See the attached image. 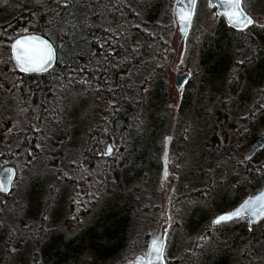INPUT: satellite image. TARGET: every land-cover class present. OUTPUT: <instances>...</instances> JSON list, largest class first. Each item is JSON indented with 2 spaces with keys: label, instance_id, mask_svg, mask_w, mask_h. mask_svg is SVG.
I'll list each match as a JSON object with an SVG mask.
<instances>
[{
  "label": "rangeland",
  "instance_id": "374dc122",
  "mask_svg": "<svg viewBox=\"0 0 264 264\" xmlns=\"http://www.w3.org/2000/svg\"><path fill=\"white\" fill-rule=\"evenodd\" d=\"M124 1L128 6L134 5V0ZM149 1L155 0L147 3ZM175 1L162 0L174 22L170 26L172 32L163 33L173 50L163 76L167 95L166 124H162L164 132L155 143V155L148 172L132 188L127 184L135 181L126 174L134 170L131 156L126 151L116 150V136L109 137L107 133L110 119L107 95L92 90L83 77L62 83L56 75L61 72L59 68L50 78V95L54 93V99L46 114L49 119L38 115L34 120L28 99L22 96L23 89L18 88L22 71L12 59L11 43L0 42V171L6 165L17 169L11 193H0V227L16 233L8 257L22 256L28 264H33L35 251L41 252L52 234L62 232L72 236L91 225L103 205L129 195L142 199L133 219L134 240L105 264H126L137 256H144L150 240L160 229L170 247L175 235H183L185 231H211L209 235L216 236L221 232H215L227 227L236 232L243 223L247 225V218L239 220L241 223L237 226L214 225L213 218L222 212L218 210L211 212L204 227H188L194 209L211 207L218 193L224 192L228 197V190L237 188L238 171L247 164L246 142L253 126L248 118L259 115L256 106L259 90L242 72L216 84L204 80V67L200 63L203 40L216 34L220 17L215 6L202 0L177 49ZM243 6L254 21L252 30L264 26V0H243ZM130 22L138 27L134 19ZM139 29L152 35L148 28L139 26ZM124 42L128 43V48L139 46L137 38L128 37ZM249 46L248 42L243 43L236 62L241 64L255 56V46ZM61 57L67 59L66 54ZM133 71L134 58L130 52L127 65L112 76L114 85L119 79L128 81ZM177 73L190 76L183 90L175 85ZM247 89L256 102L241 105L239 99L234 104ZM191 96L195 99L189 100ZM184 102H187L186 107ZM148 125L146 111L132 124L127 140L131 142L138 132L146 131ZM109 144L113 146L111 156L104 155ZM35 181L40 183V194L38 202L33 204L29 197ZM263 183L264 177L258 174L250 189ZM250 189L244 184L241 197ZM90 258L86 256L81 264H87Z\"/></svg>",
  "mask_w": 264,
  "mask_h": 264
},
{
  "label": "trees",
  "instance_id": "16d2710c",
  "mask_svg": "<svg viewBox=\"0 0 264 264\" xmlns=\"http://www.w3.org/2000/svg\"><path fill=\"white\" fill-rule=\"evenodd\" d=\"M147 1L134 0V5L128 6L124 0H0L1 43L10 44L22 34L37 33L50 39L58 51L57 63L47 72H19L18 88L19 91L23 89L21 94L27 97L34 120L38 115L49 119L46 114L54 99V93L50 95V78L59 68L61 72L56 75L64 84L71 83L73 78L83 77L86 80L84 83L92 90L104 93L109 98L107 133L109 137L116 136V150L122 153L126 151L134 167L132 174L126 172L135 181L128 183V188H132L148 172L155 155V143L164 132L165 126L162 124H166L167 116L163 76L173 50L163 33L172 32L170 26L174 22L169 8L163 7L162 0ZM65 2L67 7L64 6ZM200 2L202 0H198L197 5ZM131 19L136 21L137 28L132 25ZM139 26L148 28L152 35L140 30ZM252 29L253 25L245 30H235L220 18L216 34L203 40L200 61L204 67L205 81L216 84L242 72L258 87L256 97L259 101L256 102L255 96L249 95L247 89L234 103L237 104L239 99L241 105L255 101L259 109L258 117L248 118L253 126L247 147L264 130V26ZM128 37L138 39L136 49L127 47L128 43L124 41ZM247 42L249 47L255 46V56L240 64L236 62L237 54L243 49V43ZM61 44L63 48L60 49ZM130 52L134 58L133 74L128 81L119 79L115 86L112 76L127 65ZM63 54H66V60L61 57ZM142 60L144 63L140 64ZM194 99V96L189 98ZM186 104L184 102V106ZM146 111L149 113L147 130L138 132L131 142L128 141L132 124L138 122ZM263 155L264 149L252 160L246 161L244 168L238 171L240 180L237 188L229 189L228 197L224 192L218 193L211 207L194 209L188 227L202 228L211 212L235 207L243 198L241 187L245 184V188L250 189L258 174L264 177ZM262 180L260 178L259 182ZM263 186L264 183L255 186L247 194H254ZM30 194V202H38L39 182L32 183ZM141 200L138 196L129 195L123 200L109 202L103 205L91 225L81 228L72 236L62 232L52 234L41 252L35 251L33 264H81L88 255L91 258L87 264H105L121 254L134 240L133 219L140 210L138 204ZM238 221L229 224L237 226L241 223ZM227 228L215 232H221L216 236L209 235L211 231H185L183 235H175L174 242L166 248V264H264V220L252 229L244 223L236 232ZM15 234V231L0 227V264H28L25 257H8Z\"/></svg>",
  "mask_w": 264,
  "mask_h": 264
},
{
  "label": "snow or ice",
  "instance_id": "6c2138e0",
  "mask_svg": "<svg viewBox=\"0 0 264 264\" xmlns=\"http://www.w3.org/2000/svg\"><path fill=\"white\" fill-rule=\"evenodd\" d=\"M178 3L183 4L184 0H178ZM196 0H189L190 5H194ZM210 4H214L215 0H209ZM219 4L229 9L224 13L227 17L229 23L240 30H245L254 24L253 19L248 16L243 8H242V0H219ZM65 7L68 6L67 2L64 4ZM190 17V13L185 14L183 12L179 13V18L183 27L186 25L188 18ZM12 52L17 64V67L24 72H43L48 69L51 65L52 61L56 57V52L54 50V46L47 40L40 39L35 36H24L23 38H18L11 45ZM241 63H243L241 61ZM187 77L185 80L181 82L178 87L183 90V84L186 83ZM261 147H264L262 145ZM113 152V148L109 147L104 155L111 156ZM4 174L0 173V176ZM15 175L14 172L8 171L5 179H0V193H7L10 189L8 187L9 184L12 183V177ZM167 173L165 172V176ZM261 200H264V195L261 197H257L256 201H245L241 207L231 213L222 214L218 218L214 220V224L222 225L227 222H234L236 220H244L245 216L249 213L253 217V219L249 220V223H256V217L264 220V205L260 208H257L255 212H250L251 205L253 203H259ZM14 251V249H13ZM163 252L162 246V238L153 241L151 246V250L148 254L149 257L155 254L159 259ZM138 264H144L143 261H139ZM148 264H152L151 259L148 260Z\"/></svg>",
  "mask_w": 264,
  "mask_h": 264
},
{
  "label": "water",
  "instance_id": "95a60500",
  "mask_svg": "<svg viewBox=\"0 0 264 264\" xmlns=\"http://www.w3.org/2000/svg\"><path fill=\"white\" fill-rule=\"evenodd\" d=\"M196 2H197V0H196ZM210 5L216 7V13H217V15H218L219 17H222V18L224 19V21H225V23L227 24V26H229V27H231V28H233V29H235V30H240V29H238V28L233 27V26L229 23L227 17L224 15V13H225L226 11H228L229 9L225 8L224 6H221V5L219 4V0H215V3H214V4H210ZM241 6H242V5H241ZM195 7H196V3H195L194 5H190V4H189V0H184V3H183V4L178 3V0L175 1V4H174V15H175V19H176V21H177V23H178L177 49L180 48L181 43L183 42L184 38L186 37V35H187L188 31H189V28H190V25H191V21H192V17H193V15H194ZM242 8H243V6H242ZM243 10H244V8H243ZM180 12H183V13H185V14L190 13V17L188 18V20H187V22H186V25L183 27V31L181 30V29H182V25H181V21H180V18H179V13H180ZM244 12H245V10H244ZM245 13H246V12H245ZM246 14H247V13H246ZM247 15H248V14H247ZM248 16H249V15H248ZM24 36H35V37H39L40 39L47 40V41H49V42L54 46V50H55V52H56V57H55V59L52 61L51 65L48 67V69H47L46 71H43V72H26V73H45V72H47L48 70H50V69H51V68L57 63V60H58V52H57V49H56L55 45L53 44V42H52L50 39H48V38H46L45 36H43V35H40V34H37V33H26V34H22V35L18 36L17 38H15V39L11 42V45L15 42L16 39H18V38H23ZM10 47H11V46H10ZM11 55H12L13 60L15 61V58H14V55H13V52H12V48H11ZM15 63H16V61H15ZM16 65H17V64H16ZM21 71H22V70H21ZM23 72H24V71H23ZM185 77H187V81H188L190 76H189V74H187V73H185V74H177L176 81H175V85H176V87H177L179 90H181V88L178 87V85H180L181 82L185 80ZM187 81H186V82H187ZM184 84H185V83H184ZM184 84H183V85H184ZM262 145H264V133L261 134V135L255 140V142L253 143L252 147H250V148L247 150V152L245 153V159H246L247 161L252 160V159L255 157V155H256L259 151H261V150L264 149V147H261ZM109 147H111V145H108L107 149H108ZM9 170L12 171V172H14L15 175L12 177V183L8 185V187H9L10 190H9L7 193H2V194H4V195H7V194H10V193H11V191H12V189H13V183H14L15 178H16V176H17V169H16L14 166H12V165H6V166H4V167L1 169V171H0V173L4 174L3 176H0V179H5ZM262 195H264V187H263L258 193H256V194H253V195H247L245 198H243V199L241 200V202H240L238 205H236V206L233 207L232 209L227 210V211H223V212L217 214V215L214 217V219H213V224H214V220H215L216 218H218L220 215L231 213V212H233V211L239 209V208L241 207V205H242L245 201H256V198H257V197H261ZM262 205H264V200H261L259 203H253V204L251 205L250 212H255V211L257 210V208H260ZM245 217L248 218V221L251 220V219H253V217L251 216L250 213H249L248 215H246ZM255 219H256V223H254V224L248 222V226H249V228H253L254 226L258 225V224L262 221V219H260L259 217H256ZM227 223H230V222H227ZM225 224H226V223H225ZM214 225H216V224H214ZM161 238H162V246H163V252H162V255L160 256L159 259L156 257L155 254H153V255H151V257H149L148 254H149V252H150V250H151V246H152V244H153V241H157V240H159V239H161ZM165 250H166V241H165V239L163 238V231H162V229H160V230L158 231V233H157V234H156V235L150 240L145 255H144V256H137L133 261L128 262V263H126V264H138L139 261H143L144 264H148V260H149V259H151L152 264H166V260H165Z\"/></svg>",
  "mask_w": 264,
  "mask_h": 264
},
{
  "label": "bare ground",
  "instance_id": "6f19581e",
  "mask_svg": "<svg viewBox=\"0 0 264 264\" xmlns=\"http://www.w3.org/2000/svg\"><path fill=\"white\" fill-rule=\"evenodd\" d=\"M260 224V223H259Z\"/></svg>",
  "mask_w": 264,
  "mask_h": 264
}]
</instances>
